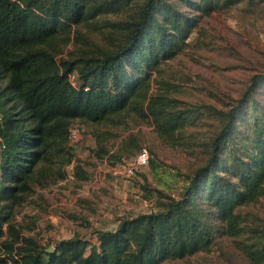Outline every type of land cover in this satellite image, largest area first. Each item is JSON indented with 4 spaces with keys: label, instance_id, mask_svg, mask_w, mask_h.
<instances>
[{
    "label": "trees",
    "instance_id": "1",
    "mask_svg": "<svg viewBox=\"0 0 264 264\" xmlns=\"http://www.w3.org/2000/svg\"><path fill=\"white\" fill-rule=\"evenodd\" d=\"M178 1L193 10L167 0H0V264H164L248 232L239 210L264 197V106L249 93L227 111L208 108L221 123L209 157L179 197L157 189V209L96 230V241L61 239L52 252L15 220L37 187L81 167L72 125L94 128L103 144L130 116L149 118L170 142L204 116L180 105L163 73L211 0ZM244 249L264 264V243Z\"/></svg>",
    "mask_w": 264,
    "mask_h": 264
},
{
    "label": "rangeland",
    "instance_id": "2",
    "mask_svg": "<svg viewBox=\"0 0 264 264\" xmlns=\"http://www.w3.org/2000/svg\"><path fill=\"white\" fill-rule=\"evenodd\" d=\"M167 2L193 10L178 0ZM209 6V13L193 12L199 23L188 46L163 73L172 96L184 103L180 105L200 108L204 116L170 142L161 138L149 118L130 116L103 144L97 142L95 129L84 124L73 148L81 167L67 165L65 179L37 187L15 208L23 233L35 236L46 248L74 235L96 241V229L115 228L123 218L157 209V189L179 197L209 157L211 139L221 124L209 107L227 111L247 93L264 106V0H211ZM88 36L105 43L102 33ZM72 49L69 44L60 58ZM145 148L149 165L126 175L125 167ZM239 211L248 219V232L238 237L220 234L210 252L164 264H255L244 245L264 243V197Z\"/></svg>",
    "mask_w": 264,
    "mask_h": 264
},
{
    "label": "built area",
    "instance_id": "3",
    "mask_svg": "<svg viewBox=\"0 0 264 264\" xmlns=\"http://www.w3.org/2000/svg\"><path fill=\"white\" fill-rule=\"evenodd\" d=\"M0 115V121H1ZM83 125H72L70 128V144L75 146L76 143L80 142L81 134L84 132L82 127ZM150 163V154L149 151L145 148L142 151H139L135 158L130 162L128 167H125L126 175L131 176L135 173L141 172L145 167Z\"/></svg>",
    "mask_w": 264,
    "mask_h": 264
},
{
    "label": "crops",
    "instance_id": "4",
    "mask_svg": "<svg viewBox=\"0 0 264 264\" xmlns=\"http://www.w3.org/2000/svg\"><path fill=\"white\" fill-rule=\"evenodd\" d=\"M48 187H49V186H48ZM44 188H45V187H44ZM119 223H120V222L118 221V224L116 225L115 228H105V229H100V228H99V229H96V230H107V229L114 230V229H116V228L118 227ZM92 235L95 236L96 234H95V235L92 234ZM95 238H96V237H95Z\"/></svg>",
    "mask_w": 264,
    "mask_h": 264
},
{
    "label": "water",
    "instance_id": "5",
    "mask_svg": "<svg viewBox=\"0 0 264 264\" xmlns=\"http://www.w3.org/2000/svg\"><path fill=\"white\" fill-rule=\"evenodd\" d=\"M55 246L50 245L48 248H46L47 251L52 252L55 250Z\"/></svg>",
    "mask_w": 264,
    "mask_h": 264
}]
</instances>
